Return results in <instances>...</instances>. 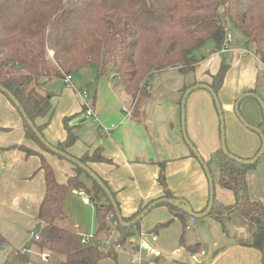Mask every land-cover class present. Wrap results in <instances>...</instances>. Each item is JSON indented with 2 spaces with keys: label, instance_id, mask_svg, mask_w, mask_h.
<instances>
[{
  "label": "crops",
  "instance_id": "0c3cea01",
  "mask_svg": "<svg viewBox=\"0 0 264 264\" xmlns=\"http://www.w3.org/2000/svg\"><path fill=\"white\" fill-rule=\"evenodd\" d=\"M246 50L236 43L233 51L218 52L214 44L212 57H197L200 62L195 71L183 74L179 69H169L155 73L148 80L145 93L135 99L125 91L112 69L98 81L97 70L95 74L88 73L90 78L85 86L77 79L75 81L73 74V84L78 90L89 91L88 101L98 120L87 117L82 98L63 79V84L58 87H55L57 79L45 80L42 92L52 95L53 113L37 122L47 123L44 136L54 146L65 142L69 132L72 133L77 139L69 149L73 157L92 155L101 148L103 156L111 162L90 163L89 167L115 193L123 217L131 218L151 201L162 199L164 189L158 181L160 163L167 166V183L176 199L187 202L195 213H201L208 207L209 181L203 165L184 139L183 90L193 85L210 84L211 77L224 63L230 64V68L219 94L226 100L223 107L227 111L233 109L232 103H236L241 95L250 91L264 100V89L260 88L264 81L261 74L264 65L259 61L258 68L255 60L245 54ZM221 55L225 56L221 58ZM195 92L188 98L186 132L201 157L208 160L221 148V125L211 96L203 91ZM123 107L132 109L134 114L128 117ZM254 111L255 115L247 109V117L264 129V119L256 108ZM103 127L112 130L109 134L102 133ZM13 146L42 152L34 141L26 138L24 121L17 107L0 93V237L3 244L15 252L23 247L24 238L29 233L26 228L42 224L37 215L46 188L45 174L39 171L38 156L27 157L18 149L4 150ZM261 147L256 145L251 155L256 156ZM43 154L55 170L59 183H66L75 175L70 161ZM252 158L249 156L248 159ZM82 178L87 185L90 184L84 176ZM222 190L232 193L234 200L221 197L217 203L233 205L235 194L223 187ZM78 193L73 190L68 198L80 197ZM262 194L264 192L254 200L264 204ZM152 213L147 228L141 223L140 233L125 246L117 248L118 256L124 255L131 264H264V247L262 250L252 247L256 227L238 211L220 218L198 220L189 230L181 221L175 220L156 231L153 229L157 225L170 222L173 215L163 205L154 208L147 216ZM113 226L115 237L99 236L108 245L119 235L116 224ZM153 236H157L156 242H153ZM142 244L146 248L141 251ZM195 245H200L195 253L186 248ZM11 257L10 252L7 259ZM16 259L20 260L17 256Z\"/></svg>",
  "mask_w": 264,
  "mask_h": 264
},
{
  "label": "trees",
  "instance_id": "16d2710c",
  "mask_svg": "<svg viewBox=\"0 0 264 264\" xmlns=\"http://www.w3.org/2000/svg\"><path fill=\"white\" fill-rule=\"evenodd\" d=\"M227 28L236 30L243 41L242 46L253 51L264 65V0H0V87L13 95L33 123L34 128L20 113L26 138L34 141L43 153L64 160L42 141L47 123L37 122L53 113L52 95L42 92L45 80H64L65 75L73 76L93 66L98 81L114 69L125 91L135 99L145 93L148 80L155 73L169 69H179L183 74L195 71L200 62L195 53L207 43L213 42L216 50L222 51ZM49 51L54 52L53 58ZM228 70L229 65L223 63L218 73L211 77L212 82L207 84L217 95ZM192 87L185 88L183 94ZM0 93L11 101L7 94L1 90ZM257 128L261 129V126ZM76 141L69 132L65 142L53 146L72 156L69 149ZM10 149H18L27 157L38 156L39 171L45 174V195L37 215L42 227L37 231L40 239L34 243L39 251L49 254L47 263L52 255L63 256V264H100L107 259L117 260V246H125L140 233L142 220L125 226L119 216L124 223H130L155 201L131 218H125L115 193L101 177L115 205L105 190L78 165L72 163L75 175L62 184L42 152L25 146L4 150ZM76 159L88 167L90 163L111 162L103 156L101 148L92 155ZM218 159L219 184L232 191L236 201L233 205H220L215 200L208 217L220 218L234 211L240 212L256 227L252 247L262 250L264 204L247 196V177L257 163H238L225 155L222 147ZM166 167L165 163H160L158 181L164 189L162 199H176L167 183ZM73 190L84 192L95 206L96 237H110L115 230L113 224H116L119 235L114 243L106 247L87 245L79 232L58 225L65 216V203ZM162 205L169 208L173 218L166 224L157 225L154 231L175 220L186 226L187 219L192 218L185 209ZM182 241L184 246V239ZM0 243H4L1 237ZM199 247L186 246L194 253ZM18 257L20 260L25 258L21 254Z\"/></svg>",
  "mask_w": 264,
  "mask_h": 264
},
{
  "label": "rangeland",
  "instance_id": "374dc122",
  "mask_svg": "<svg viewBox=\"0 0 264 264\" xmlns=\"http://www.w3.org/2000/svg\"><path fill=\"white\" fill-rule=\"evenodd\" d=\"M230 31L232 32L234 39H236L237 41L236 43L243 45V41L240 40V36L235 32L236 30H233L231 28ZM213 47H214V43L209 42L205 46L197 50L195 53V56L198 58H202V56L206 58H210L212 57V54H214ZM250 52L251 54L248 56L249 59H252V61L255 60V62L257 63V67L260 68V64H259L260 60L258 59V57L255 55L253 51H250ZM224 56L225 55H221V58ZM95 71L96 69L89 66L86 68V70L75 74L74 79L75 81L77 79L79 84H82L83 86H85L87 84L86 82H88L90 78L88 73L95 74ZM261 74L263 75V79H264V70H262ZM62 84H63V80L57 79L55 87H58ZM260 88L261 90L262 88L264 89V81H262ZM199 91H203L204 93L209 94L211 98L213 99V105L215 107V110L217 111L218 122L220 123V116H219L218 109H217V106L215 104V100L212 94L205 89H200ZM245 94L241 95L239 99ZM89 96H90V93H89ZM218 97H219V100L223 108V116H224V123H225V139H226L227 149L229 150L231 154L237 156L238 158L245 159V160L248 159L249 156H252L254 158L255 156L251 155V154H254L253 152H255L253 151V149L255 148L256 145H257V148L262 146L263 138H262V134L256 130V129H259L257 128V125L253 124L250 121V119L247 117L246 111L248 109L251 114L255 115L254 110L256 108L257 113L260 116H262V118L264 119L263 107L255 98L248 97L244 99L239 106V112L242 118L244 119V122H242L235 111L236 103H232L233 109L231 111H227V109L223 107L224 105H226V100L222 96H220V94H218ZM188 101L189 100H187L186 110L189 106ZM260 130L263 132V135H264V129L261 128ZM205 162L213 178V184L215 186V200L218 201L221 197L224 200H227L228 198L230 200H234V195L232 193L223 191L221 185L219 184V169H220L219 167L220 166H219V159H218V151L217 152L215 151L214 155L211 154V158L208 160H205ZM89 186L91 187V183L89 184ZM262 192H264V154L261 157V159L257 162L256 168L252 170L248 174V177H247V196L250 198V200L255 201L254 199L261 196ZM221 193H224L225 196H223V194ZM262 196H264V194H262ZM94 207L95 206L93 205L92 202L90 206L84 205L83 197H69L66 203V207H65V216L62 220L58 221V225L62 228L70 229L75 232L80 231L84 236L95 235L97 231V221L95 218V208ZM153 215L154 213L149 214L142 220V224L144 226L146 225V228L148 226L147 224L150 222ZM196 221L198 220L194 219V222H193L192 218H188L186 222V226H190L191 228L192 223L195 224ZM40 226H42V224H38V225L26 228V232H29V233L24 238V241L22 243L23 245L22 248L32 249L33 251L37 250L34 241L30 237V232H37L38 228H41ZM186 233H188V231H186ZM110 237H115L114 231L110 234ZM10 252L12 253V257L10 259H7V256ZM119 255L120 256H118L117 260L107 259L101 262L100 264H128L129 263L128 259L127 260L124 259V255L122 254H119ZM64 259L65 258L63 256L52 255V258L49 264H63ZM31 261H32L31 264H43L41 263L39 258H37L36 256L31 257ZM0 264H22V261L16 259L15 252L11 250V247L6 245V249L0 248Z\"/></svg>",
  "mask_w": 264,
  "mask_h": 264
},
{
  "label": "water",
  "instance_id": "95a60500",
  "mask_svg": "<svg viewBox=\"0 0 264 264\" xmlns=\"http://www.w3.org/2000/svg\"><path fill=\"white\" fill-rule=\"evenodd\" d=\"M200 89H205L207 91H209L214 100H215V104L217 106L218 109V113L220 116V125H221V140H222V150L224 152L225 155L229 156L231 159L235 160L238 163H244L247 165H253L256 164L261 157L264 154V135L263 132L259 129H256L257 131H259L262 134V138H263V142H262V147L260 149V151L257 153V155L252 158V159H248V160H244L241 158H238L237 156L231 154L229 152V150L227 149V145H226V139H225V123H224V116H223V108L221 105V102L219 100V97L217 95V93L207 84H198L190 89H188L184 95L183 98V102H182V125H183V135H184V139L187 142V144L189 145L190 149L192 150V152L195 154V156L198 158V160L200 161V163L203 165L204 170L207 174L208 177V181H209V190H210V196H209V203H208V207L207 209L203 212V213H195L193 211V208L185 201L180 200V199H160L158 201H155L154 203H152L148 209L144 210L141 214H139L132 222L130 223H124L123 219L121 217V215L119 216V220L120 222L125 225V226H132L135 225L137 222L143 220L147 214L152 211L154 208L162 205V204H170V205H174L175 207L178 208H182L185 209V211L193 218V219H204L206 217L209 216V214L211 213L213 206H214V202H215V186L213 184V178L211 176V173L208 169V166L206 164V162L204 161V159L201 157V155L199 154V152L195 149V147L192 145V143L189 141V138L187 136V132H186V106H187V100L190 96V94L192 92H194L195 90H200ZM0 90L7 94L9 96V98L11 99V101L14 103V105L17 107V109H20V113L23 115V117L28 121L29 125L34 128V125L31 121H29V119L27 118V116L24 114V112L22 111L19 102L13 97L12 94H10L7 90H5L4 88L0 87ZM248 97H252L255 98L263 107L264 109V100L257 95L256 93H246L244 96H242L235 105V111L238 115V117L241 119L242 122H244V119L242 118L240 112H239V106L241 104V102L248 98ZM35 132H37L36 129H34ZM41 137V136H40ZM42 138V137H41ZM42 141L46 144V146L53 152L56 154L61 155L64 159H66L67 161H70L71 163L78 165L82 170H84L87 174H89L91 176V178L97 182L104 190L105 192L110 196L111 200L113 201L114 205H115V201L113 200L110 190L105 186V184L103 183V181L101 180V178L88 166L82 164L78 159L65 154V153H61L57 148H55L53 145H51L46 139L42 138Z\"/></svg>",
  "mask_w": 264,
  "mask_h": 264
},
{
  "label": "built area",
  "instance_id": "2783aa9c",
  "mask_svg": "<svg viewBox=\"0 0 264 264\" xmlns=\"http://www.w3.org/2000/svg\"><path fill=\"white\" fill-rule=\"evenodd\" d=\"M226 31H227V40L224 43V46L222 48V52L233 51L235 49V46H236L232 32L230 31L229 28H227ZM245 54L250 55L251 52L249 50H246ZM49 56L51 58H53L54 53L52 51H49ZM64 81L68 87L75 89L77 91V94L82 98L83 106L86 110L87 117L88 118H94V119L98 120V116L96 115L92 105L88 101L89 91L88 90H78V88L73 84L72 75H65ZM123 111L126 113V115L128 117L132 116V113H133L132 109H129L127 107H123ZM113 128H114V126H113ZM111 130H112V128H104L103 127L101 129V132L109 134L111 132ZM78 195L80 197H83L84 204L91 205V202H92L91 199L84 192H79ZM192 220L194 222V219H192ZM189 229H190V226H187V230H189ZM30 237L32 238V240L34 242L39 241V239H40L38 232H30ZM152 240H153V242H156L157 236H153ZM82 241L87 245H89L91 243L97 244V245L102 246V247H106L108 245V243L106 241L100 239L99 237H96V235H89V236L83 235ZM0 248L6 249V245L0 243ZM117 248H121V246H117ZM145 248H146V246L142 244V246L140 247V250L145 249ZM19 254H21L22 256L25 257L24 260H21L22 264H31V262H32L31 257H33V256L39 257L43 263H47L49 261V254L46 252H41L38 249L33 251L32 249L22 248V249H20V251H15V255L17 257L19 256ZM157 255H159V253H157Z\"/></svg>",
  "mask_w": 264,
  "mask_h": 264
},
{
  "label": "bare ground",
  "instance_id": "6f19581e",
  "mask_svg": "<svg viewBox=\"0 0 264 264\" xmlns=\"http://www.w3.org/2000/svg\"><path fill=\"white\" fill-rule=\"evenodd\" d=\"M73 77V76H72Z\"/></svg>",
  "mask_w": 264,
  "mask_h": 264
}]
</instances>
